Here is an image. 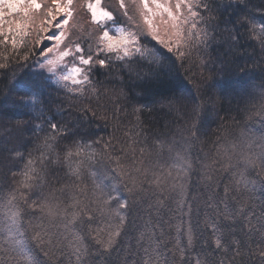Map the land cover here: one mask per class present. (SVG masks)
Segmentation results:
<instances>
[{
    "label": "trees",
    "instance_id": "1",
    "mask_svg": "<svg viewBox=\"0 0 264 264\" xmlns=\"http://www.w3.org/2000/svg\"><path fill=\"white\" fill-rule=\"evenodd\" d=\"M79 3L80 0H76L78 15L74 22L77 28L72 30L71 38L83 40V47L87 49L92 43L88 33L94 31V26L88 23V16L79 9ZM102 4L115 9L117 0H102ZM211 7L212 11L205 13L213 17L209 27L212 38L206 47L186 48L185 57L180 59L175 52L168 53L160 46L152 49V45L145 42L155 52L153 62L150 63L151 57L144 60L137 57V62L130 66L113 62L110 69L97 68L92 75V85L82 95H73L58 86L49 78L47 69L39 67V49L35 41L47 33L38 32L35 25L24 37L25 45L19 56L13 55L8 60V67L0 68V189L6 191L9 186H14L13 172L22 170L29 158L36 161L37 167L41 166L42 152L52 159L59 153L62 159L64 153L61 150L81 137L86 141L100 140L99 144L93 145L98 155L91 167L96 170L108 166L104 158L105 142L110 141L114 154L120 155L122 148L129 146L126 133L137 139L134 135L137 132L141 142L147 141L151 153L145 154V166L166 172L179 163L177 151H182L193 163L186 181V196L183 198L187 202L183 207L178 190L160 197L165 199L163 207L156 205L159 193L148 184H144L146 191L141 193L142 199L133 204L125 184L119 183L116 195L120 199H128L132 205L129 228L117 249L104 257L93 256V264H124L125 261L131 264L138 261L143 252L136 245L137 230L150 224H158L146 232L150 235L151 246L158 248L161 259L168 260L169 264L173 260L179 264H197L198 260L202 264H241V261L242 264H264V258L260 256L264 235L257 230L245 229L242 219L235 222L224 220L207 207L210 196L216 203L223 195V185L230 181V173L216 176L220 187L215 192L200 180L204 164L210 162L211 154L215 152L214 142L218 136L240 139L242 131L249 138L264 135V116L255 115V106L264 94V49L252 38L250 31V22L264 24V0H212ZM50 31L56 32L57 29L51 27ZM233 35L237 37L235 41L231 38ZM44 43L51 46L54 42ZM29 49L37 54L31 55ZM26 53L29 59L24 61L20 57ZM7 55L8 51L0 46V63L5 62ZM32 82L41 86L35 92L34 103L30 98L24 102L21 85ZM93 111L107 119H98L92 115ZM49 123L58 124L70 134L67 139L59 140L51 152L44 147L46 137L51 135ZM193 124L198 138L186 143L188 133L185 130ZM158 142L163 147L158 148ZM139 146H136L137 156ZM17 152L23 154V159L16 156ZM131 154L129 150V157ZM45 171L48 172L43 189L45 193L50 191L49 185L58 188L67 182L65 173L68 169L62 163L48 164ZM172 171L175 175L174 168ZM82 172L90 184L87 170L82 168ZM250 175L255 179V184L250 185L246 193L250 210L255 213L250 221L255 229H260L261 221L257 217L264 209V180L255 173ZM113 183L115 181L111 179L105 180V184ZM189 204H192L191 215L188 214ZM189 221L196 236L191 248L186 247L183 235ZM208 221L222 230L221 239L226 247H215L213 231L205 226ZM97 225L105 226L103 218L98 217L92 227L95 229ZM27 235L31 236L30 230ZM177 239L185 247L182 260L178 253L174 255L169 251H175ZM233 240L239 242L237 246L243 253L242 257H235Z\"/></svg>",
    "mask_w": 264,
    "mask_h": 264
},
{
    "label": "snow or ice",
    "instance_id": "2",
    "mask_svg": "<svg viewBox=\"0 0 264 264\" xmlns=\"http://www.w3.org/2000/svg\"><path fill=\"white\" fill-rule=\"evenodd\" d=\"M75 4L76 0H0V46L9 53L4 57L5 62L0 63V68H7L13 55L19 56L20 49L25 45L24 37L35 25L38 32L47 33L35 41L39 49V67L47 69L49 78L58 86L78 96L92 85V75L97 68L110 69L113 62L130 66L137 62V57L140 60L151 57V63L155 60L152 49L157 46L168 53L175 52L177 58L182 59L186 55L184 49L206 47L212 38L209 27L213 17L205 15L212 11V0H117L115 9L103 5L102 0H80L79 9L86 13L88 23L94 26V31L88 33L92 43L85 49L83 40L71 38L74 34L72 30L77 28L74 22L78 15ZM250 23L252 38L264 49V24ZM51 27L58 31L51 32ZM231 38L233 41L237 39L235 35ZM45 41L54 43L49 46ZM145 42L151 44L152 49ZM29 53L37 54L31 49ZM20 58L27 61L29 54ZM40 86L36 82L21 85L22 100L28 102L26 98H30L34 103L35 92ZM255 107V115L264 116V94ZM92 115L107 119L106 116H97L95 111ZM49 127L51 135L46 137L44 147L51 152L59 140L67 139L70 134L56 123H49ZM185 131L188 133L186 143L198 138L195 124ZM126 135L129 136V146L122 148L120 155L114 154L110 141L104 143V158L108 166L102 167V170L91 167L98 155L93 145L99 144L100 140L86 141L81 137L61 150L64 153L62 159L59 153L52 159L42 152L40 167L29 158L22 170L13 172L14 186H9L6 191L0 189V264H65V261L67 264H93V256L104 257L112 253L130 223L129 209L132 205L128 199H120L116 195L121 182L125 184L133 204L142 199L141 193L146 191L144 184H148L159 193L156 205L163 207L165 199L160 197L178 190L183 207L187 202L183 197L186 196V181L193 168L192 161L182 151H177L179 163L166 172H157L144 163L145 154L151 155L147 141L141 142L138 132L134 134L137 139H132L131 133ZM137 145H140L139 156L136 154ZM157 147L163 145L158 142ZM214 147L215 152L211 154L210 162L204 164L200 180L215 192L220 187L216 179L219 173H230L231 179L223 185V195L218 202L213 203L214 198L210 196L207 207L224 220L235 222L242 219L245 229L257 230L264 235V209L257 217L261 228L255 229L250 221L255 213L250 210L246 196L249 186L255 184L250 173L264 180V135L249 138L242 131L240 139L218 136ZM129 150L132 153L130 157ZM16 156L23 159L22 153L17 152ZM61 163L68 169L65 173L67 182L61 183L58 188L49 185L50 191L45 193L46 166ZM82 168L87 170L90 184L85 181ZM106 179L115 183L105 184ZM66 193L70 195L66 196ZM191 211L192 204H189V215ZM98 217L103 218L105 226L97 225L94 229L92 224ZM205 226L213 231L215 247H226L221 239L222 230L211 221ZM149 227L155 228L158 224L137 230L135 241L143 256L131 264H169L168 260L161 259L158 248L151 246L150 235H146ZM29 230L30 237L27 235ZM183 235L186 247L191 248L196 236L190 221ZM232 244L235 257H242L243 253L237 246L239 242L233 240ZM174 249L169 251H173L174 255L178 253L182 260L185 247L181 246L179 239L175 241ZM260 256L264 258V248H260ZM171 264H179V261L173 260ZM197 264L202 262L198 260Z\"/></svg>",
    "mask_w": 264,
    "mask_h": 264
},
{
    "label": "rangeland",
    "instance_id": "3",
    "mask_svg": "<svg viewBox=\"0 0 264 264\" xmlns=\"http://www.w3.org/2000/svg\"><path fill=\"white\" fill-rule=\"evenodd\" d=\"M55 22H53V24H54ZM58 31V30H57Z\"/></svg>",
    "mask_w": 264,
    "mask_h": 264
}]
</instances>
